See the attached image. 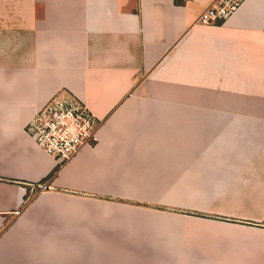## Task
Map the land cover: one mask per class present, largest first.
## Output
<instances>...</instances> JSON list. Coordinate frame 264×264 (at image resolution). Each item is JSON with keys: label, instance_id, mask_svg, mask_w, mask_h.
<instances>
[{"label": "crops", "instance_id": "obj_1", "mask_svg": "<svg viewBox=\"0 0 264 264\" xmlns=\"http://www.w3.org/2000/svg\"><path fill=\"white\" fill-rule=\"evenodd\" d=\"M0 0V264H264V0ZM98 118L61 166L24 126Z\"/></svg>", "mask_w": 264, "mask_h": 264}, {"label": "built area", "instance_id": "obj_2", "mask_svg": "<svg viewBox=\"0 0 264 264\" xmlns=\"http://www.w3.org/2000/svg\"><path fill=\"white\" fill-rule=\"evenodd\" d=\"M243 0H210L196 17L203 26L224 22ZM100 118L75 94L59 89L41 104L25 124L26 134L45 154L61 166L84 147L94 145Z\"/></svg>", "mask_w": 264, "mask_h": 264}]
</instances>
